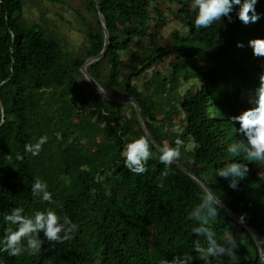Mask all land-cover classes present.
I'll return each mask as SVG.
<instances>
[{
	"label": "trees",
	"instance_id": "16d2710c",
	"mask_svg": "<svg viewBox=\"0 0 264 264\" xmlns=\"http://www.w3.org/2000/svg\"><path fill=\"white\" fill-rule=\"evenodd\" d=\"M25 1L0 0V238L9 227L3 215L14 207L29 216L52 208L79 229L55 247L41 232V253L0 252V264H25L29 258L31 264H58L57 250L64 252V264H159L178 254L196 256L197 222L189 213L205 189L174 164L161 179L166 169L153 144L146 173L125 167L120 155L125 143L146 134L134 107L119 98L139 104L158 145L184 141L177 163L236 218L244 216L264 249V180L257 177L264 168L238 159L250 171L237 190L215 175L229 162L228 144L244 139L231 117L255 107L258 99L264 57L253 56L249 41L264 39V0L255 5L256 23L244 25L234 6L233 22L222 18L199 30L192 0H99L108 47L86 73L109 98L81 72L105 42L95 1L67 4L86 37L77 51L65 49L48 21L41 19L42 26L26 20ZM155 122L162 130L153 129ZM43 135L48 142L39 155L26 153L24 145ZM36 178L47 183L53 203L31 194ZM210 226L221 242L229 233L244 235L236 264H262L256 243L222 207ZM193 264L206 262L197 257ZM208 264H228L227 256Z\"/></svg>",
	"mask_w": 264,
	"mask_h": 264
},
{
	"label": "clouds",
	"instance_id": "9594fccd",
	"mask_svg": "<svg viewBox=\"0 0 264 264\" xmlns=\"http://www.w3.org/2000/svg\"><path fill=\"white\" fill-rule=\"evenodd\" d=\"M257 0H192L191 10L195 13L194 26L197 30L208 29L216 21L227 18L231 23V13L234 6H239L237 18L244 25L256 23L260 15L255 10ZM237 47H243L237 44ZM254 57H264V39H252L249 41ZM259 87L257 88L258 99L256 106L242 110L239 115L231 117L233 124H239L238 133L244 137L241 141H232L227 146L229 162L216 169V177L229 181L228 187L238 189L241 180L246 178L250 169L248 164L236 162L238 159H246L255 163L258 167L264 168V72L258 76ZM95 82V81H94ZM99 94L103 89L95 82ZM48 142L47 135L39 137L35 143H26L24 150L32 156H38L42 146ZM184 141L177 138L172 146L165 142L163 145L155 146L158 152V159L164 165L165 171L161 173V179L168 175L167 169L176 163L181 157V148ZM153 145L150 138L141 135L126 142L120 155L124 158V165L136 175H142L148 171L146 167L153 155ZM17 160L23 161L24 157L17 154ZM257 177L264 180V171H258ZM162 187L163 184L161 183ZM31 194L40 197L44 202L53 203L52 194L48 191V185L40 178L34 179L31 184ZM221 208L220 201L210 191H205L201 196L200 203L189 213V219L196 221L192 228L197 239L192 242V250L196 254L174 255L171 260L164 258L159 264H193L197 257L204 260L206 264L210 258L217 260L220 256H227L228 264H236L239 257L236 250L245 243L243 234L237 238L229 233L226 241L217 239L216 231L210 226ZM3 219L9 225L0 238V252H6L11 257H17L25 252L29 255L41 253L45 239L50 247L63 243L71 238L78 231L79 225L74 223L67 214L59 216L52 208L47 210H36L31 216L25 214L22 207H14L10 213H4ZM241 222L244 216L240 217ZM15 225L16 227H11ZM43 232L44 238H40ZM200 238H203L202 240ZM26 241V244H25ZM226 242L229 247L223 246Z\"/></svg>",
	"mask_w": 264,
	"mask_h": 264
},
{
	"label": "rangeland",
	"instance_id": "374dc122",
	"mask_svg": "<svg viewBox=\"0 0 264 264\" xmlns=\"http://www.w3.org/2000/svg\"><path fill=\"white\" fill-rule=\"evenodd\" d=\"M79 2L78 0H56L53 2H47L45 0H26L24 13L25 17L31 21H41V19L48 21L51 24V29L57 30L60 39L64 43L65 49L77 51L86 44V37L84 34L78 32L79 23L75 20L74 13L67 7V4L72 7H77L79 6ZM119 99L121 100V98ZM172 105L173 104H170V108ZM151 125L155 130H162L161 124L155 122ZM105 145L107 146L108 144L105 143ZM53 185H56V183H53ZM57 253L58 264H64V252L57 250ZM32 261L33 258H29L26 260L25 264H31Z\"/></svg>",
	"mask_w": 264,
	"mask_h": 264
},
{
	"label": "water",
	"instance_id": "95a60500",
	"mask_svg": "<svg viewBox=\"0 0 264 264\" xmlns=\"http://www.w3.org/2000/svg\"><path fill=\"white\" fill-rule=\"evenodd\" d=\"M95 1V5H96V9L98 12V17L99 20L101 22V25L103 27V31H104V36H105V42H104V46H103V50L101 51V53L99 55H97L95 58L89 59L85 62V64L83 65V67L81 68V72L83 73V75L86 77L87 81L98 90L97 85L95 84L94 80L89 77V75H87L86 73V67L90 64H92L95 61H98L105 53L107 47H108V31H107V27H106V23L105 20L102 16L101 13V7H100V3L99 0H94ZM104 97L109 98V96L107 95V93H105L104 91L102 92ZM118 103H125V104H129L132 105L136 111L137 117L141 123V126L145 129V134L146 136H148L152 142V144L155 146H158V144L156 143V141L154 140V138L152 137V135L150 134V132L147 130V125L144 122L143 116H142V112H141V108L139 106V104L133 100V99H121L120 101H117ZM174 165H176L178 168H180L184 173H186L187 175L191 176L192 178H194L196 181L199 182V184L205 189V191H210V189L204 184L202 183L197 177H195L190 171H188L185 167H183L182 165H180L179 163H174ZM211 192V191H210ZM212 193V192H211ZM221 207L241 226L243 227L247 233L251 236V238L253 239V241L256 243L259 254H260V258H261V263L264 264V249H263V245L261 244L260 239L256 236L255 232L249 228L247 225H245L243 222H241V220H239L238 218H236L229 210H227L224 206L221 205Z\"/></svg>",
	"mask_w": 264,
	"mask_h": 264
},
{
	"label": "bare ground",
	"instance_id": "6f19581e",
	"mask_svg": "<svg viewBox=\"0 0 264 264\" xmlns=\"http://www.w3.org/2000/svg\"><path fill=\"white\" fill-rule=\"evenodd\" d=\"M23 16H24V18H25L26 20H30V19H28V18L25 17V13H24V11H23ZM34 22L39 23L40 25L44 26V22H41V21H34Z\"/></svg>",
	"mask_w": 264,
	"mask_h": 264
}]
</instances>
